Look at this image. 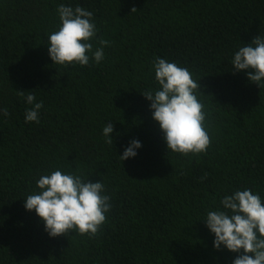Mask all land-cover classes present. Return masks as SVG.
<instances>
[{"label": "trees", "instance_id": "obj_1", "mask_svg": "<svg viewBox=\"0 0 264 264\" xmlns=\"http://www.w3.org/2000/svg\"><path fill=\"white\" fill-rule=\"evenodd\" d=\"M60 4L93 13L96 40L109 42L100 63L89 53L84 67L53 64L47 36ZM257 36L264 0H0V109L9 112L0 114V264H233L238 254L216 250L204 221L236 190L264 200V87L232 68ZM157 57L199 82L205 153L168 152L141 95L160 87ZM16 91L43 102L39 123L25 122L32 105ZM132 140L141 147L122 161ZM55 170L104 184L112 207L96 236L52 238L25 209Z\"/></svg>", "mask_w": 264, "mask_h": 264}, {"label": "clouds", "instance_id": "obj_2", "mask_svg": "<svg viewBox=\"0 0 264 264\" xmlns=\"http://www.w3.org/2000/svg\"><path fill=\"white\" fill-rule=\"evenodd\" d=\"M60 25L47 36V48L53 64L87 66L91 59L97 64L104 59V47L109 42L102 37L96 40L98 29L93 13L83 7L60 4L56 9ZM137 12L136 8L131 13ZM96 40L99 47L93 48ZM245 45V44H244ZM152 68L158 90L141 94L150 102L152 119L159 125L167 150L183 156L205 153L211 144L207 113L200 96V84L192 72L175 62L155 58ZM232 68L236 72L247 71V79L260 88L264 87V38L257 36L235 52ZM200 81V80H199ZM27 104L32 105L25 113V122L39 123V111L43 102H36L31 92L16 91ZM7 117V108L0 109ZM105 142L111 138L114 124L103 127ZM141 147L132 140L120 155L122 161L134 158ZM38 193L24 200L27 211H35L50 237L68 236L72 232L96 236L106 222V213L112 207L110 196L104 194L102 182L85 181L81 175L61 170L41 175L37 180ZM220 204L223 210L207 211V228L214 234V248L223 245L229 252L238 255L233 264H264V200L250 189L236 190L224 196Z\"/></svg>", "mask_w": 264, "mask_h": 264}]
</instances>
